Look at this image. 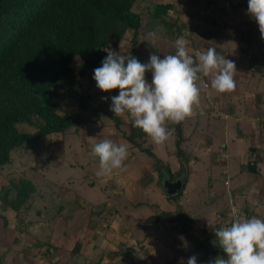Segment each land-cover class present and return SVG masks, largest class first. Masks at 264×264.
<instances>
[{
  "label": "rangeland",
  "instance_id": "374dc122",
  "mask_svg": "<svg viewBox=\"0 0 264 264\" xmlns=\"http://www.w3.org/2000/svg\"><path fill=\"white\" fill-rule=\"evenodd\" d=\"M130 6L141 19L135 45L140 62H146L150 53L161 58L174 54V41L179 36L188 41L190 55L195 56L211 46L219 55L234 62V88L230 91L218 93L210 87V77L198 76L195 83L200 89L199 99L192 106L191 115L184 119L191 131L194 129L207 135L205 145L211 146L209 136L220 138L219 132H211L213 123L217 122L216 116L219 113L235 114L239 100L240 106L247 101L253 103L257 89L255 80L259 81L264 75V39H261L257 24L246 14L247 0H132ZM157 6L165 7L164 13L156 15ZM86 30L89 33L95 31L91 17L87 20ZM150 31L156 33L155 45L146 35ZM105 33L110 43L103 51L110 48L132 55L130 31L114 25L108 26ZM92 76L93 68L79 56L69 59L56 76V85L50 89V100L57 104L56 113L80 117L84 122L76 123L62 133L14 148L9 161L0 166V264H152L154 255L145 251V243L158 242L160 252L172 242L188 241L195 247L199 239L205 238L210 226L202 223L205 217H199L206 214L208 217L213 211L218 216L228 214L230 201H224V198H230L236 184L237 190H243V199L259 195V205L264 209V175L262 178L259 175V171L264 174V168L258 166L264 158L255 159L259 154L252 149L249 137L245 142L252 148L249 153L247 149L243 157L246 169H240L237 158L238 168H233L237 170V176L232 177L236 184L232 183V187L231 179L224 172L233 159L217 160L226 149L229 150V142L220 140L213 152H205L207 161L204 163H208L209 171L216 176L211 174L212 179L201 185L204 199H198L194 205L193 200L185 195L166 197L159 186V171L154 169L141 149H149L164 162L170 173L179 174L174 158L175 127L179 122L165 121L171 135L162 144L152 143L139 128L132 126L127 114L116 116L110 111L111 101L107 98L116 95L118 89L102 92L97 89ZM145 78L150 81L151 73L146 72ZM261 100L259 103L264 110V97ZM101 110H107L112 116L90 122ZM245 110L253 112L248 108ZM30 120L31 124H16L17 130L32 134L42 125L35 115ZM236 128L232 124L228 131L234 141H237ZM263 129L259 134H263ZM242 130L240 133L246 135ZM192 137L187 140L195 141L196 136L195 139ZM104 138L126 144L128 154L121 169L98 176V158L90 155V148ZM192 144L189 148L184 147L190 152L185 153L187 163L193 156H202L195 153L197 146L192 148ZM259 146L255 144L254 147ZM210 158L214 161H209ZM185 171L189 173L188 168ZM197 172V176L201 175V170ZM241 172H244L243 177L239 175ZM220 178L222 184L225 179L230 181V185L224 187L225 191L213 188L214 182ZM195 182L198 187L197 178H194ZM22 189L28 191V196L21 205L17 204L16 196ZM236 203L237 206L240 204ZM181 210L189 215L188 220L172 222L162 218L151 222L160 214L178 215ZM260 216L264 220V211ZM191 218H197L198 225ZM170 249L169 253L176 252L174 245ZM185 250L190 252V247ZM140 254L145 257L141 258L142 261L136 260Z\"/></svg>",
  "mask_w": 264,
  "mask_h": 264
},
{
  "label": "trees",
  "instance_id": "16d2710c",
  "mask_svg": "<svg viewBox=\"0 0 264 264\" xmlns=\"http://www.w3.org/2000/svg\"><path fill=\"white\" fill-rule=\"evenodd\" d=\"M132 0H0V166L9 161L10 152L27 142L64 132L80 117L60 115L56 103L50 100V89L65 63L79 56L93 69L100 66L107 54L102 50L110 43L108 26L121 25L131 34V54L137 58L135 45L141 19L131 11ZM157 6L155 14L164 13ZM93 18L94 33L86 30ZM37 116L42 125L32 134L20 133L16 124H31ZM112 116L107 110L98 111L90 122ZM179 146L180 127L176 125ZM130 141V140H129ZM136 144V142H133ZM157 169L160 161L149 149H141ZM177 155L181 172L185 162L179 147ZM28 191L17 194V204H24ZM177 219L160 214L151 222ZM52 264H58L56 262Z\"/></svg>",
  "mask_w": 264,
  "mask_h": 264
},
{
  "label": "clouds",
  "instance_id": "9594fccd",
  "mask_svg": "<svg viewBox=\"0 0 264 264\" xmlns=\"http://www.w3.org/2000/svg\"><path fill=\"white\" fill-rule=\"evenodd\" d=\"M246 14L258 26L264 39V0H247ZM155 45V32L146 33ZM188 41L179 36L174 41V54L159 57L150 53L146 62L121 52L104 50L100 66L93 69L92 79L97 89L108 92L110 111L116 116L127 114L132 126L139 128L154 144H162L171 135L165 121L178 123L191 115L192 106L198 102L200 89L196 86L199 75L210 77V87L218 93L234 88L233 61L219 55L209 46L195 56L188 51ZM151 73V80L145 73ZM127 145L104 138L93 143L90 155L98 158V176L121 169L127 157ZM213 241L226 256H217L210 264H264V220L258 217L239 216L228 226L213 230ZM183 241L184 238L181 236ZM186 246V242H185ZM181 264H197L190 256Z\"/></svg>",
  "mask_w": 264,
  "mask_h": 264
},
{
  "label": "crops",
  "instance_id": "0c3cea01",
  "mask_svg": "<svg viewBox=\"0 0 264 264\" xmlns=\"http://www.w3.org/2000/svg\"><path fill=\"white\" fill-rule=\"evenodd\" d=\"M263 77H264V75H261L260 79H262ZM260 79H259V81H260ZM255 81L257 82V84H256L257 89L255 90L253 103H249V101H247L248 103L245 102V105L240 106V100H239V102L237 101V112H235V114L227 116L225 114L219 113V116H216L215 119H217V122L213 123V130H211V132H213V133L215 131L219 132L220 138L216 137V135L209 136L212 138L210 141V142H212L211 146L208 147V145H205L206 142H204V141L206 140L207 135L205 136V134L203 132L199 133V132H197V130H194V129L191 131V128L189 127L188 123H185L184 120L179 122V127H180V131H181V133H180L181 141L179 143V146L177 145L176 141L174 143L175 144L174 145V148H175L174 158H176L175 159V161H176L175 165L180 170L179 174L170 173L167 169V166L164 164V162L159 160V158L157 156H156V158L160 161V165L157 169L148 160L153 165L154 169L156 171H159V173H160L159 186H160L161 190H162V185L165 181L172 183L183 174V179H182L183 180V188H182V190L179 193L171 195V196L166 195L162 190L163 194L166 197L185 195V197H187L188 199L193 200L194 205H195V203L199 202L198 199L201 200L204 197L205 194L203 192V188L201 187V185L203 186V183H205L206 180L212 179L211 174L213 175V177L216 176V173L214 174L211 171H209L211 168H209L208 163H204V161H207V158L205 157V152H207L206 150H210V152H213L214 151L213 148H215L216 144H219L220 140H223L224 143L229 142V150L226 149L222 155H219L220 157L217 160L222 161L223 159H227L228 157L233 159L232 164L231 165L228 164L229 167L227 166L228 168L226 167L225 172H224V174L227 175L228 179L229 178L231 179V187H232V183L236 184L234 182V180H232V177L235 175L237 176V170H235L233 168L234 167L238 168V166H239L240 169H242V170L246 169L244 166L245 164L243 161V157L245 156L247 149H248V153H249L250 148L253 147L252 149L255 150V152L257 154H259V156L255 157L256 156V153H255L254 157L256 160L259 161L262 158H264V153H263L264 147L262 146V144H264V140H262L264 137V129H263V127H264V112L263 111L264 110L261 109L262 105H260V103H262L261 98L264 97V79H262V84H260V82L257 80H255ZM258 83H259V86H258ZM243 101H245V100H243ZM245 108H248L249 111H253V112L248 113L245 110ZM253 109L255 110V112ZM215 111L218 112V109H215ZM232 124L234 125L235 128L237 127L235 129V132H237V141L232 140L230 137V134L228 132L229 127ZM259 128L261 130L263 129V134H259V131H260ZM240 129H243L242 133H246V135L241 134ZM192 132H193V134H192ZM190 136H193L192 138H194V136H196V139L194 138L195 141L187 140V138H189ZM175 137L177 140V131H176ZM247 137L250 138V139H248V141H250L253 144L252 147H249V146L247 147V144L245 142V138H247ZM190 142L191 143L193 142L192 148L197 146L196 149L199 152L195 151V153H197L198 155H202V156L201 157L200 156L199 157L193 156L191 159L192 161L187 163L185 153L188 154L190 152L187 151L186 149H184V147L185 148L191 147ZM255 144H259L260 146L254 147ZM221 145L223 146V143H221ZM177 147H179L181 150L182 157H183V160L185 162V167L189 169V173L185 170L183 172H181V162H180L179 157L177 155ZM143 149H147V148H143ZM230 149H232V150L234 149L235 152L231 153ZM191 151H193V150L191 149ZM237 158H239L238 161H237ZM210 160L212 162L214 161L211 158L209 159V161ZM197 161H200V163H197ZM236 161H237V163H239L238 166L236 164ZM223 162H225V161H223ZM259 162H261V163H259L258 166L260 168H262V167L264 168V159H262V161H259ZM212 168H213V165H212ZM191 169H192V171H190ZM213 169H215V168H213ZM196 170L197 171L201 170V172H200L201 175L197 176L198 172ZM243 173L244 172H241V174H239L240 177H243V175H242ZM259 175L260 176L262 175L261 176V178H262L264 174L260 173V171H259ZM194 178H197V180H198V184H199L198 187H196L194 185V184H196V182L193 183ZM227 180L225 179L223 184L221 183V178H220V181H215L214 185H213V188L214 189L216 188L215 191H218V190L225 191L224 189L230 185V181L227 182ZM257 184H258V180L256 182L254 181V183H253L254 187H255V185L257 186ZM254 187H252V188L254 189ZM239 189L237 190V184H236V190L233 191V194H230L231 195L230 198L229 197L224 198V201H228V202L230 201L229 202L230 206H229L228 212H227L228 214H226V215L221 214L220 216H218V213L216 214L213 211V212L208 214V217H206L207 214L203 215V216L201 215L199 217V218L205 217V220H203L202 223H204V225L210 224V226H208L209 231L207 232V234L204 238L205 240L199 239V242L196 243L195 247L192 246V242H188V241H186L187 242L186 246H185V242H172V244L169 245L168 248H166L165 250L160 252L159 249L161 248V245H159L158 242H156V244H153V242L152 243L147 242V243H145V245L143 244L145 246V247L143 246V248L146 249L145 251H148L150 254L154 255V258H151L152 262H153L152 264H181V261L186 262L187 258L190 256L196 257L197 264H210V262L213 261L217 256H222V257L226 256V254L223 253L221 249L213 250L210 247V245L208 244V240L212 236H214L213 230L215 228L220 227V226L230 225V223L234 219L233 214H235L234 213L235 211H239V213H238L239 216H243L246 218L255 216V217H258L261 220H263V218H261V216H260V212L264 211V209H262L263 205L262 206L259 205V202H258L259 201L258 200L259 195H250L248 198L245 197V199H243L244 198V195H243L244 193L242 192L243 190H242V188H239ZM256 192H258V191H256ZM225 193L228 194L227 191ZM198 196H199V198H198ZM236 201L240 203L238 206H237ZM184 211L185 210H181V212H178V215L177 214L176 215L170 214L169 216H171V217L175 216L177 218V219H173L171 221L172 222H182V220L184 218L188 220L190 217ZM187 217H189V218H187ZM226 217H228L227 222L224 221V219ZM236 217H237V212H236ZM196 219L191 218L190 220L193 221V223L195 225H198L197 221H199V220H196ZM217 219H219V222H216ZM220 221H222V222H220ZM173 245L176 247V252L169 253V250H171L170 248ZM185 247H190V252L186 251ZM147 249H151L152 251L150 252ZM141 258L145 259V257L142 254H140V258L137 257L136 260L142 261ZM135 263L140 264L138 262H135Z\"/></svg>",
  "mask_w": 264,
  "mask_h": 264
},
{
  "label": "water",
  "instance_id": "95a60500",
  "mask_svg": "<svg viewBox=\"0 0 264 264\" xmlns=\"http://www.w3.org/2000/svg\"><path fill=\"white\" fill-rule=\"evenodd\" d=\"M182 179H183V174L179 178H177L174 182H172V183H169L168 181H165L163 183V185H162L163 192L166 195H168V196H171V195L179 193L182 190V188H183V180ZM214 240H215V236H212L208 240V244L210 245V247L213 250L220 249L218 247V245L213 242Z\"/></svg>",
  "mask_w": 264,
  "mask_h": 264
},
{
  "label": "built area",
  "instance_id": "2783aa9c",
  "mask_svg": "<svg viewBox=\"0 0 264 264\" xmlns=\"http://www.w3.org/2000/svg\"><path fill=\"white\" fill-rule=\"evenodd\" d=\"M233 215H234V219H235V218H237V217H239V216H238V213H237V217H236V213H235V214H233Z\"/></svg>",
  "mask_w": 264,
  "mask_h": 264
}]
</instances>
